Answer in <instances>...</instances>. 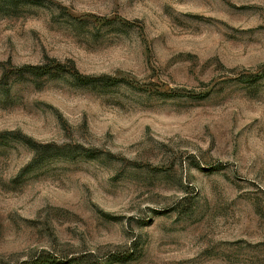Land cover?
Listing matches in <instances>:
<instances>
[{
	"label": "rangeland",
	"instance_id": "1",
	"mask_svg": "<svg viewBox=\"0 0 264 264\" xmlns=\"http://www.w3.org/2000/svg\"><path fill=\"white\" fill-rule=\"evenodd\" d=\"M12 4L0 264H264V0Z\"/></svg>",
	"mask_w": 264,
	"mask_h": 264
},
{
	"label": "trees",
	"instance_id": "2",
	"mask_svg": "<svg viewBox=\"0 0 264 264\" xmlns=\"http://www.w3.org/2000/svg\"><path fill=\"white\" fill-rule=\"evenodd\" d=\"M14 0H0V10L2 9H6V10H11L13 8V2ZM52 63H54L53 60H51ZM59 66V65H56ZM25 70L35 73L38 76H43L46 74V66H27L24 67ZM88 257H91L89 255H81L80 257H76V258H70L67 261H65V263L67 264H107L108 260H117V257L112 254L109 255L107 258H105L104 260H89ZM55 257L53 256H45V255H39L38 257H35L33 259H30L28 261H24L21 264H50L53 261H55Z\"/></svg>",
	"mask_w": 264,
	"mask_h": 264
}]
</instances>
